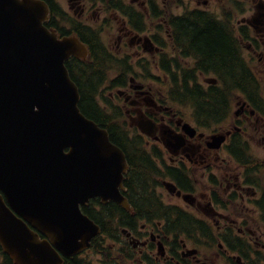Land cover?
Masks as SVG:
<instances>
[{
	"label": "flooded vegetation",
	"instance_id": "flooded-vegetation-1",
	"mask_svg": "<svg viewBox=\"0 0 264 264\" xmlns=\"http://www.w3.org/2000/svg\"><path fill=\"white\" fill-rule=\"evenodd\" d=\"M41 1L47 3L51 10L50 21L47 24L49 28L57 31L63 37L75 35L74 33L80 36L79 27L90 29L97 34L98 43L111 56V59L108 60L109 64L119 63L116 69L121 73L127 67L132 70L131 75L134 73L135 77L124 78V85L118 87L120 90L110 93L111 100L122 101L131 130H134L136 136L145 141L144 148L151 161L156 163L157 168L155 169L166 174L165 179L175 183L172 184L176 186L177 190L174 189L173 192H170L164 184L168 193L182 200L188 208L193 207L202 216L209 218L212 224L206 218L189 213L185 204L167 203L156 191L158 186L154 191L157 199L165 208L164 210L168 212L165 214H175L178 210V212L190 215L197 223L191 228L184 229L185 232L183 231L181 235H176L172 233L173 228L168 224L171 220L149 222L148 219L137 215L138 209L134 206L132 197L134 192L132 193V188L129 187L131 170L126 175L125 188L121 189V194L129 201L130 211L115 202L110 201L103 204L102 199H94L83 207L84 213L90 211L93 213L92 216L96 217L98 214L106 224L110 222L109 230L112 226L118 228L124 239L121 241L124 247L141 255L140 264H150L151 261H156L154 264H213L215 258L208 253L211 250L215 251L214 253L218 257L221 254L224 264H258L259 262L264 264V236L256 238L257 232H261L264 226V184L260 182L264 161L257 163L252 160L251 147L250 144H247L248 141L245 137L248 131H255L261 136V147H264V32H260L259 28L255 29L248 24V22L256 24L259 11L260 14H264V6L261 10L258 9L259 5H264V0H259L253 15L243 19L240 25L247 30L246 34L240 33V36L247 41L251 40L244 48V53L250 55L252 58L250 60L257 59V62L261 64L262 76L255 72L260 86L258 95L246 97L240 94L239 90L233 89L227 97L225 114L220 117L216 116V118L207 114L206 109H198L197 100L190 95L184 101L185 104L192 107L189 120L185 118L182 111L174 108L172 95H167L161 84L164 86L169 84L172 89H175L177 82L182 85V82L186 80L189 91L197 85L204 93L208 94L211 88L222 90L220 87L223 86V83L217 75L197 72L195 58H180V51L174 43L173 34L168 32L166 27L170 31L168 25L170 22L194 11L218 15L214 12L216 10L212 11L208 8L211 0L189 1L190 6L195 2L197 7L191 9L188 6H182L183 14L180 16L166 12L169 6H166L165 2L168 0H161L162 7L159 3L160 0ZM237 5L240 4L237 3ZM224 11L226 12V9ZM234 11L240 13L243 9L239 6ZM226 13L223 17H218L221 15L216 17L219 20L227 18L233 25L232 12ZM112 18L119 24V28L113 39L114 47L110 48L102 42L101 31L97 32L99 26L95 29L93 24L94 21H104L103 23L107 24L105 22ZM148 21L159 22L161 27L158 28V32L166 31L167 42L158 32L147 34L149 28L146 23ZM240 26L234 27L238 35L241 30ZM167 47L172 50L168 52ZM167 60H171V62L169 63ZM179 60H183L182 65ZM246 61H248L247 58ZM151 69H156L163 75L156 76L157 82L146 79L143 74ZM108 70L114 71V65ZM137 72H140L142 77ZM114 82L111 85L112 88L117 87ZM110 110L112 109L110 108ZM149 123L155 125L154 130H149ZM185 125L190 126L189 130L185 129ZM218 136L224 137L225 141L219 148H215L214 137ZM165 155L169 157L170 166L164 164L161 168L156 159L163 160L162 157ZM223 156H228L230 160ZM220 161L222 162L221 166L217 167ZM198 166L204 169L202 177L206 178L208 174L213 182L211 187H205V190L209 189L210 193L200 192L199 196L195 193L198 190L199 182L192 175V171H194L192 169L198 168ZM181 176L185 181L180 179ZM220 178L226 182V184L224 182L221 184V186L225 184V193L233 200V213L236 214L235 216H240L243 221L239 224L240 227L237 226L236 221L221 214L222 201L218 194L220 188L217 187L219 184L217 180ZM188 195H191L192 202L186 201L185 197ZM108 205L120 207L131 217H135V220L123 218L121 221L122 213L117 209L112 215L104 212V208ZM223 209L225 208L223 207ZM216 218H219L222 223L225 221L224 224L219 225ZM247 221L254 225L251 227L252 230L247 227ZM147 227L151 228L150 231L142 232ZM246 234L250 239L244 237ZM192 241L197 245L205 246V252L195 248L188 249V244ZM161 246H164L162 251L160 250ZM126 253L120 252L122 255ZM128 255L135 257L133 252L127 253L125 256Z\"/></svg>",
	"mask_w": 264,
	"mask_h": 264
},
{
	"label": "water",
	"instance_id": "water-1",
	"mask_svg": "<svg viewBox=\"0 0 264 264\" xmlns=\"http://www.w3.org/2000/svg\"><path fill=\"white\" fill-rule=\"evenodd\" d=\"M49 19L43 1L0 0V245L14 264H65L90 249L102 234L81 210L91 199L131 210L126 155L82 112L66 65L88 47L48 30Z\"/></svg>",
	"mask_w": 264,
	"mask_h": 264
},
{
	"label": "trees",
	"instance_id": "trees-1",
	"mask_svg": "<svg viewBox=\"0 0 264 264\" xmlns=\"http://www.w3.org/2000/svg\"><path fill=\"white\" fill-rule=\"evenodd\" d=\"M168 25L173 34L174 43L180 51V58H195L197 61L196 71L219 76L224 87L222 90L211 88L209 93L206 94L197 85L189 91L186 80L182 82V85L177 82L175 90L178 89L179 91L177 93L178 100L186 101L185 99L192 95L198 102V109H206L207 114L212 115V118H216V116L220 117L225 114L227 97L233 89L239 90L246 97L258 95L260 86L243 54V37L235 32L234 26L227 18L219 20L218 17L210 13L194 11L176 18ZM79 29L81 40L90 46L91 57L87 61L74 59L68 62L67 66L73 80L80 88V108L86 117L98 123L102 128L107 129L112 142L121 147L126 153L132 166L129 187L132 188V193L134 192L132 197L133 204L138 209L137 215H141L146 220L148 219L149 222L171 220L168 224L173 228L172 233L181 235L183 231L185 232L184 229L191 228L197 222L190 215L178 212V210L175 214H165L168 212L164 210L165 208L157 199L151 184L152 177L154 178L156 174H154L155 166L149 155L145 152L136 151L139 144H137V141H131L135 139H130L126 126L114 122L113 118L106 114L99 103L101 89L109 82V75L112 71L108 68L114 65L108 63L111 56L98 43L96 33L83 27H79ZM241 33L246 34V28L242 27ZM182 61L179 60L181 65ZM167 62L170 63L171 60H167ZM118 64L115 63V66H119ZM129 70V68H126L122 73L120 71L121 76L114 84L123 86L124 78L127 77ZM157 175L160 178L167 176L158 173ZM180 179L185 181L182 176ZM116 209L122 213L121 221L123 218H128L131 221L135 220V217H131L118 206L108 205L104 208V212L112 215L113 212H116ZM85 212L102 227L103 236L109 235L110 238H115L108 228L110 222L106 224L98 214L95 217L91 215L93 213L90 211ZM174 219L176 220L174 221ZM104 242L102 237H98L93 241L91 251L94 252L92 254L94 257L87 258L83 255L67 258L65 264H111L112 262L107 259L110 253L105 249ZM0 255L3 257L0 264H14L10 257L4 253L1 246ZM96 258L98 260H95ZM133 260L132 256L119 253L116 264H129Z\"/></svg>",
	"mask_w": 264,
	"mask_h": 264
},
{
	"label": "rangeland",
	"instance_id": "rangeland-1",
	"mask_svg": "<svg viewBox=\"0 0 264 264\" xmlns=\"http://www.w3.org/2000/svg\"><path fill=\"white\" fill-rule=\"evenodd\" d=\"M189 1H192V0H168L167 2H165V5L169 6V9L166 12L168 14H171V15L172 14H176L175 16H180V15L183 14L182 6H188L191 9H194V8L197 7V4L195 2H194V4L192 6H190L191 4L189 5ZM258 2H259V0H236L235 4H234V0H211V4H210V6L208 8H209V10H212V11H213V9L216 10L214 12H216L218 15H221V17L226 15L227 14L226 12H228V13L232 12L231 14H233L234 25L235 26H240L242 24L241 21L243 19L250 18L253 15V13L255 11V6L258 4ZM159 3H160V6L162 7L163 6V2L160 0ZM237 3H239L240 5H237ZM239 6H241L243 11L240 12V13H236L234 11V9L239 8ZM224 9H226V12L224 11ZM103 22L104 21H100V22L94 21L93 25H94L95 29L99 26L98 29L101 30L100 34H101L102 42L105 45H108L110 48L114 47L113 39L116 36V33L118 32L119 24L115 22L114 18L106 21L105 23H107V24H104ZM146 25L149 28L148 31H147V34H152L153 32H158V28L161 27V25H159V22L152 23L151 21H148L146 23ZM166 29H167L168 32H171V31H169V29L167 27H166ZM165 32H166L165 30H162V31L160 30L158 33H160L162 38H164L166 40V42H167L168 41V39H167L168 37H167V34ZM250 34H251V32H250ZM250 41L251 40H248V41L245 40L244 41V48L248 45V43ZM167 48H168V52H170L172 50L169 47H167ZM245 55H246L248 61L251 63V66H252L253 70L256 72V74L259 75V76H262L261 64L259 62H257V59H255V61L254 60H250V59H252L250 57V55L249 54L247 55L246 53H245ZM137 73H139L140 76L142 77V74L140 72H137ZM143 74H144L146 79H150L151 81H154V82H157V80H158L156 78V76H163L156 69L148 70V73L144 72ZM119 75H120V70H118V69H115L109 75V82L101 90V95L99 97V101H100L99 103L105 108V110L107 112H109V110L111 108L112 110H110V113H108V114L110 116H112V117H115V116L119 117V119H116L115 122H117L119 124H122V125H125L126 128L128 129V131H130V133L132 135H136V133H134V131L131 130L130 122H129V119L126 117L125 108H124V105H123L122 101H113L110 98V93L112 91L116 92L117 90H120V89H118V87H115V86L113 88L111 87L112 83L114 81H116V79H118ZM130 77H135V74L133 73L131 76L125 77V79H130ZM161 87L164 88V90H165L166 88H168V84H166L165 86H164V84H161ZM263 93H264V86H263ZM177 98H178V96H177ZM185 103L184 104H176V103H174L173 105L175 107L174 106L173 107L176 110H178V111H182V114L185 116V118L187 120H189L191 118V114H189V113L191 112V110H192L191 108L192 107L189 104H185ZM109 106H111V107H109ZM247 135H245V137H246V140L248 141V143L244 142V141L243 142L247 143L248 145L250 144V147H251L250 155H251L252 160L254 162H257V163L260 162V161H264V147H261V145H262L261 144V136L258 133H256L255 131H253V130L248 131ZM130 139H135V140H131L132 142H134V141L138 142L137 144H139V146H137V148H136L137 152H145L146 153V150L144 148V146L146 145L145 141H143L139 137L130 138ZM226 155H229V154H226ZM162 158H163V160L156 159L158 166L161 167V166H164V164H165V166L166 165L170 166L169 157L165 155ZM223 158L229 159L228 156H223ZM152 163L154 164L155 168H157L156 163H154L153 161H152ZM221 163L222 162L220 161L217 164V167L221 166ZM192 170H194V171H192V175H193L194 179L199 182V184L197 186L198 190H196V192H195L197 194V196H199L200 192L203 193V194L210 193L209 189L207 191L205 190L206 186H207V188H209V187L212 186L211 183H213L210 180V178L208 177V174H207L206 178L208 177L209 179L207 180L205 177H202L204 169H202L201 166H198V168H195V169H192ZM157 173L161 174V175H164L163 173H159L155 169L154 174H156V175H155L154 178L152 177V182H151L153 189H155L158 186L156 191L159 192L162 195V197L164 198V200L167 203L175 204V205H184L185 204V207H187L186 203L182 202V200L178 199L177 197L172 196L164 188V184H166V183H174V182L170 181L168 179H165L164 177H163V179H161L157 175ZM260 177H261L260 182L264 184V169H263L262 173L260 174ZM217 182L219 183L217 187L220 188V190L218 191V194H219V196L221 198V201H222L221 214H223L225 216H228L231 220L236 221L237 226L240 227L239 224L241 222H243V221H241L240 216H235L236 214L233 213V211H232L233 200L231 198H229L228 194H226L225 191H224L226 182L222 181L221 178L218 179ZM223 182L225 184L223 186H221V184ZM209 198H210V196H209ZM223 207L225 209H223ZM187 209L190 211V212L188 211L189 213H191V214H193L195 216L197 215L198 217L206 218V217L202 216L200 214V212H198L196 209L194 210L193 207H190V208L187 207ZM206 219L209 220V218H206ZM217 221H218L219 225L220 224H224V222H225L224 221L222 223L221 221H219V218L217 219ZM210 223L212 224L211 221H210ZM247 224H248L247 227L250 228V229H251V227L254 226L252 224V222H250V221H247ZM215 226H216V224H215ZM150 229H151L150 227H147L146 229H143L142 232L150 231ZM109 231H110L111 234H113L115 236V238L112 239V238L108 237L105 240V246L104 247L107 250V252L110 253L109 258H107L108 261H111L112 262L111 264H116V258L118 257L120 252H127V253L133 252L135 254L134 260L132 262H130L129 264H140V261H141L140 256L141 255L139 253H135L134 251H129L130 249L128 247H124V245L122 244L121 241H124V239L122 238L121 231L118 230V228H116L114 226H112ZM262 236H264V226L262 227L261 232H259V231L257 232L256 238L262 237ZM244 237H246L247 239H250L248 234H246V236H244ZM252 237L254 239H256L254 236H252ZM183 241H185V240H183ZM191 248H195V249L201 250V252H205V250H206L205 246L197 245V244H195L194 241H192V243L189 242V244H188V249H191ZM214 252L215 251H213V250L208 252L210 255L212 254V256L215 258L213 264H224V261H223L222 257L220 256L221 254H219V257H218L216 255V253H214ZM93 253L94 252H92V251L89 252L86 255V257L87 258L94 257L92 255ZM128 256H130V255H128ZM2 260H3V257H2V255H0V262ZM95 260H98V258H96ZM154 262L156 263V261H154ZM158 264H163V263H158ZM258 264H262V263L259 262Z\"/></svg>",
	"mask_w": 264,
	"mask_h": 264
}]
</instances>
